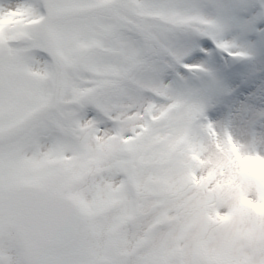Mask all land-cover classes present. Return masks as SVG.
Instances as JSON below:
<instances>
[{"label": "snow or ice", "instance_id": "6c2138e0", "mask_svg": "<svg viewBox=\"0 0 264 264\" xmlns=\"http://www.w3.org/2000/svg\"><path fill=\"white\" fill-rule=\"evenodd\" d=\"M0 264H264V0H0Z\"/></svg>", "mask_w": 264, "mask_h": 264}]
</instances>
